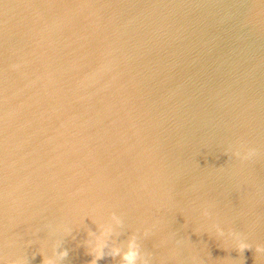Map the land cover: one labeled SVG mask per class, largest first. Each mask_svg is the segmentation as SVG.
<instances>
[{
	"label": "water",
	"instance_id": "95a60500",
	"mask_svg": "<svg viewBox=\"0 0 264 264\" xmlns=\"http://www.w3.org/2000/svg\"><path fill=\"white\" fill-rule=\"evenodd\" d=\"M113 214L96 264H264V0H0V264Z\"/></svg>",
	"mask_w": 264,
	"mask_h": 264
},
{
	"label": "clouds",
	"instance_id": "9594fccd",
	"mask_svg": "<svg viewBox=\"0 0 264 264\" xmlns=\"http://www.w3.org/2000/svg\"><path fill=\"white\" fill-rule=\"evenodd\" d=\"M123 221L120 217L115 214L112 215L110 222L106 224L99 225L98 232L92 233L94 236L93 250L97 253L94 257L92 264H96V261L103 258V250L107 247L108 240L111 238L112 234L116 229L122 226ZM70 233V229L68 230ZM56 250V255L58 257H64L67 255V250ZM115 254L120 255V249H115ZM141 256L140 246L137 242V238L132 236L128 241L127 251L123 253V260L126 264H138V260Z\"/></svg>",
	"mask_w": 264,
	"mask_h": 264
}]
</instances>
